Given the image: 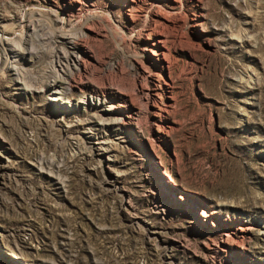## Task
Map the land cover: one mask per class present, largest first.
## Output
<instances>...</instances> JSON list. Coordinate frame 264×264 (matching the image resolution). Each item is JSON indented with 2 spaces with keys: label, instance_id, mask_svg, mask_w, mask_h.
Listing matches in <instances>:
<instances>
[{
  "label": "rangeland",
  "instance_id": "obj_1",
  "mask_svg": "<svg viewBox=\"0 0 264 264\" xmlns=\"http://www.w3.org/2000/svg\"><path fill=\"white\" fill-rule=\"evenodd\" d=\"M0 264H264V0H0Z\"/></svg>",
  "mask_w": 264,
  "mask_h": 264
},
{
  "label": "bare ground",
  "instance_id": "obj_2",
  "mask_svg": "<svg viewBox=\"0 0 264 264\" xmlns=\"http://www.w3.org/2000/svg\"><path fill=\"white\" fill-rule=\"evenodd\" d=\"M151 25L152 24H150L149 26L151 27ZM144 30H145L144 26L142 27V29L140 28V31L143 34H144V32H143ZM153 31H154V29H153ZM157 37L158 38H156V42L158 43V46L161 47V50L159 52H157V53H155L154 51L150 50L154 55H156V57H151V60L153 61V66L155 67L156 70L159 69L160 71H165V72L167 70L169 79H164L163 81H164V83L166 84L167 87L172 88V77H171V65L172 64H171V62L169 60L168 52L163 50L164 48H166L165 47L166 38L162 34H160ZM65 57H66V55H65ZM57 62L59 63L61 70H63L64 67L68 68V64L63 63L62 60H58ZM156 73H153V74L151 73V75H156ZM56 75L57 76H56L54 81H57V77H61L60 74H56ZM232 233H233V235L230 234L229 232L223 233L224 236H221L219 238V243L217 244V246H218V248L220 250L225 251L226 249L231 248V247L240 250V249H242L244 247L242 244L240 245L239 240L243 239L245 237V228H243L242 226H238L235 229H233Z\"/></svg>",
  "mask_w": 264,
  "mask_h": 264
}]
</instances>
